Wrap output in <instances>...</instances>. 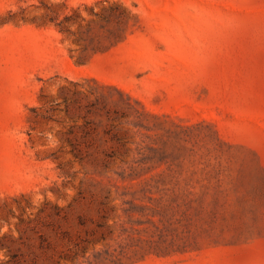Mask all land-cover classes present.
I'll return each instance as SVG.
<instances>
[{
	"label": "rangeland",
	"instance_id": "1",
	"mask_svg": "<svg viewBox=\"0 0 264 264\" xmlns=\"http://www.w3.org/2000/svg\"><path fill=\"white\" fill-rule=\"evenodd\" d=\"M0 264H264V0H0Z\"/></svg>",
	"mask_w": 264,
	"mask_h": 264
}]
</instances>
